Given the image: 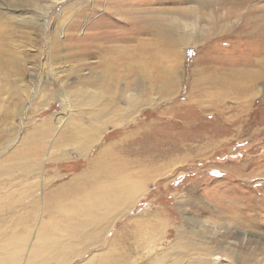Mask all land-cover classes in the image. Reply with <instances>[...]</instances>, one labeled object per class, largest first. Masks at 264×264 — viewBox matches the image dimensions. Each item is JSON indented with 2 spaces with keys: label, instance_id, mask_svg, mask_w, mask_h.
<instances>
[{
  "label": "rangeland",
  "instance_id": "obj_1",
  "mask_svg": "<svg viewBox=\"0 0 264 264\" xmlns=\"http://www.w3.org/2000/svg\"><path fill=\"white\" fill-rule=\"evenodd\" d=\"M95 1L64 0L51 10L47 20H38L43 27L33 24L23 28L12 16L28 22L39 13L25 4L14 10L7 0H0V30L6 32L0 44H6L2 46L5 51L15 49L16 57L20 58L17 60L27 70L20 76L17 70L8 69L14 72L11 81L3 78L0 71V112L9 100L16 113L14 120L5 126L12 130L15 141L11 148L0 150L2 159L19 147L30 119L39 122L47 115L63 111L56 95L46 96L44 107L34 105L35 85L48 86L53 91L58 88L56 83H47L56 77L49 67L63 76L57 81L77 86L78 76L93 69V64L92 67L84 64L96 62V59L81 61L84 66L79 74L72 70L64 72L66 62L57 59L71 49L60 45L55 52L52 38L58 36L59 43L62 42L67 27L75 21H78L73 29L76 40L89 36L90 32L118 38L117 34L132 31L133 25L127 19L142 16L147 20L145 23L142 20L146 32L139 37L151 42L157 37L152 35L155 17L161 19L165 13L178 18L179 30L189 43L178 47L177 55L167 57L163 53L157 60L150 58L155 65L151 73L157 71L155 76L161 79L155 81L151 104L143 105L128 120L133 117L140 120V142L134 147L139 149L140 169L130 163L128 155H123V159L127 170H134L129 172L131 178L144 181V190L133 201L130 212L109 224L108 234L91 249V254L100 259L110 245L113 256L123 259L121 264H214L215 256L219 257L218 264H264V0H99V9L94 12ZM109 1L122 2L135 13H128L130 19L120 14L108 15L104 10ZM39 3L47 6L51 1ZM186 9L194 13L190 17L181 15ZM125 18L123 23L121 19ZM186 22L196 26L186 29ZM6 58L0 60L1 64ZM169 65L175 66L170 86L162 82L163 73H159L169 69ZM207 76H215L222 83L199 82ZM223 80L234 86L239 82L237 86L253 84V89L239 96ZM13 84H28L29 97L25 95L18 100L16 96L12 102L8 87ZM164 85H168L171 93L165 100L159 94ZM33 109L40 113L31 112ZM43 109L47 112H41ZM129 126L109 128L107 144L124 137L122 145L132 147L133 138L127 136L132 132ZM103 141L91 147L85 161H78L72 154L61 165L48 167L51 175L61 174V178L45 192L85 171ZM90 257L76 258L70 264H83Z\"/></svg>",
  "mask_w": 264,
  "mask_h": 264
},
{
  "label": "bare ground",
  "instance_id": "obj_2",
  "mask_svg": "<svg viewBox=\"0 0 264 264\" xmlns=\"http://www.w3.org/2000/svg\"><path fill=\"white\" fill-rule=\"evenodd\" d=\"M40 1L7 0L14 10L25 4L39 13L35 19L28 22H21L16 19L18 17L12 16L13 20L20 22L23 28H30L33 24L43 27L38 20L43 18L47 20L51 10L64 2V0H49L51 3L44 6L39 3ZM121 3L109 1L104 11L108 15L114 13L126 18H129L127 16L129 12L135 13L132 9H126L127 6ZM98 9L99 0L95 1L93 7L94 12ZM193 13L194 11L186 9L181 15L190 17ZM163 14L162 20L158 17L153 19L156 26H151L154 32L152 35L156 34L157 37L151 42L150 40L145 42L139 37L146 32L145 28L142 29V20L144 23L147 20L142 16L127 19V22L133 25L132 31L121 34L123 37L120 34H117L118 38H113L110 34L100 37L90 32L89 36L81 38L83 40H76L73 29L77 27L78 21H75L67 27L62 42L59 43L58 36L52 38L51 46L54 47L55 52L59 50L60 45L71 49L65 56L57 59V61L61 60V63L66 62L64 72L69 73L72 70L73 73L79 74L82 66L92 67L91 64L93 69L88 68L89 73L78 76L77 86H74V83L73 86H68L57 81L63 79V76L49 67V72L51 74L54 72L56 77H52L54 80H47V83H56L58 88L53 91L48 89V86L45 88L43 85H41L43 87L35 85L34 105L39 103V106L44 107L43 105L47 104V100L43 101L44 98L46 96L53 98L56 95L61 101L63 111L55 116L47 115L39 122L30 119L26 124L27 129L25 126L27 132L19 147L6 156V159H2L0 153V264H70L74 259L86 255L91 257L83 264H121L123 261L122 258L113 256L110 245L107 251L100 254V259L98 255L91 254V249L104 240L105 233L108 234L106 231L109 224L113 220L130 212L133 201L144 190V181L131 178L129 172L134 170L128 171L123 159L125 158L123 155H128L131 157L132 165L135 167L141 165L139 149L134 148L140 142L138 138L140 120L137 117H133L129 122L128 120L143 105L151 104L153 99L150 97L155 91V81L161 79L159 75L155 76L157 71L151 73L155 65L150 58L157 60L164 55L163 53L167 54V57L177 55L178 47L189 43L183 32L179 30L181 20ZM126 18L121 21L126 23ZM191 26L196 25L186 22V29ZM5 35L6 32L0 30V43L4 41ZM60 35L62 37V33ZM2 46L5 47L6 44H0V60L7 57L4 64L0 61L3 78L12 80L14 72L7 71L10 68L17 70L20 76L24 75L27 70L22 68L23 64L20 65L22 62L17 60L20 58L16 57L15 49L5 51ZM85 59H96V62L81 65L80 62ZM72 60L76 62L69 64L68 61ZM167 61L170 64L172 62L169 58ZM174 65H169L167 67L169 69L159 72L163 73L162 82L169 86ZM223 81V84L231 85L229 89L239 96L247 95L253 89V84L237 86L239 82L234 86ZM247 81L249 82L250 79ZM199 82L205 85L222 83L215 76ZM14 84L8 87L10 100L12 101L16 96L18 100H23L28 94L29 83L21 86ZM167 86L159 93L164 100L171 94ZM2 90L5 93L3 87ZM9 102L8 100V104L1 107L3 111L0 112V150H7L15 141L12 130L5 128L10 120H14L16 114L13 113V105ZM44 111L46 110L43 109L41 112ZM83 111L86 114L84 116ZM31 112L40 113L35 109ZM125 126L132 128V132L127 134L133 138L130 143L132 147L122 145L126 140L124 137L119 140L121 144H118L117 140L107 144L106 138L110 135L107 133L108 129L125 128ZM3 132H6V135ZM102 140L104 141L101 150L88 167L86 166L85 171L69 182L59 184L45 192L46 188L50 189L51 185L61 178V174L51 175L48 167L61 165L72 154L76 155L78 161H85L91 147ZM152 160L154 159L150 158V161ZM15 169H18L16 170L18 173H15ZM40 171L43 172L39 173ZM9 172L13 175H9ZM29 192L31 194L28 195ZM213 261L214 264H218L219 257L215 256Z\"/></svg>",
  "mask_w": 264,
  "mask_h": 264
}]
</instances>
